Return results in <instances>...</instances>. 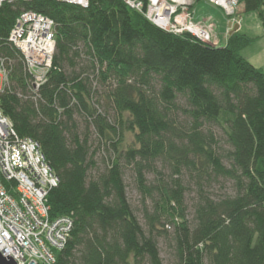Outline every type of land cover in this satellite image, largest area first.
Segmentation results:
<instances>
[{
  "label": "trees",
  "instance_id": "1",
  "mask_svg": "<svg viewBox=\"0 0 264 264\" xmlns=\"http://www.w3.org/2000/svg\"><path fill=\"white\" fill-rule=\"evenodd\" d=\"M238 4L264 27V0ZM24 12L55 23L52 66L38 90L9 42ZM254 41L237 32L220 47L176 35L124 0L0 7V59L9 70L0 107L20 138L39 145L58 178L48 197L51 219L73 221L56 264H165L162 239L172 264H264V70L241 53ZM125 131L133 134L131 145ZM102 146L104 168L95 160ZM158 165L170 171L171 187L160 189L151 212L145 202L157 187L147 174H159ZM127 168L143 197L146 227L128 198ZM182 177L197 190L192 221ZM222 182L233 194L213 197L210 190Z\"/></svg>",
  "mask_w": 264,
  "mask_h": 264
},
{
  "label": "built area",
  "instance_id": "2",
  "mask_svg": "<svg viewBox=\"0 0 264 264\" xmlns=\"http://www.w3.org/2000/svg\"><path fill=\"white\" fill-rule=\"evenodd\" d=\"M32 0H0L5 3ZM88 7L89 0H57ZM132 10L156 27L180 35L189 33L202 42L220 46L212 25L194 20L193 6L205 2L219 8L240 24L238 0H124ZM9 42L25 60L35 90L45 82L55 53V23L34 12L22 13ZM0 94L8 84L9 70L0 59ZM58 178L47 164L39 145L20 138L0 107V253L16 264H56V254L70 239V217L51 219L48 197Z\"/></svg>",
  "mask_w": 264,
  "mask_h": 264
},
{
  "label": "rangeland",
  "instance_id": "3",
  "mask_svg": "<svg viewBox=\"0 0 264 264\" xmlns=\"http://www.w3.org/2000/svg\"><path fill=\"white\" fill-rule=\"evenodd\" d=\"M238 14L244 21L250 20V19H258L257 15L254 13H245L244 6L239 5L238 7ZM214 28V27H213ZM215 32V30H214ZM218 33V34H217ZM217 36L222 38L224 37L223 33H220L217 31ZM220 47H225V43L223 42ZM254 49V48H252ZM0 88H1V79H0ZM103 106V107H102ZM101 106V111H106L107 115L109 117V121L112 124L118 123V116L115 115V113L112 111V109L108 105L102 104ZM80 129H84V125L81 122V119L78 117L77 118ZM125 144L131 145L133 143V134L130 133L129 131H125ZM91 144L93 145L92 150H97L99 147V141L95 133L92 134V140ZM223 148L226 150L228 149L227 145L222 144ZM108 159V152L106 151V148L102 146L100 148V151L97 153L95 160L98 162V165L100 167H103L102 165V160ZM158 171L159 174L157 175H152V174H147V179L150 184L153 186L157 187V190L155 192V195L153 196V199L147 198L145 205L148 207L149 211L153 212L154 211V204L157 203L160 200V189L167 186L171 187V174L169 170H166L164 168H161L160 165H158ZM125 183L127 185V194L128 198L131 202V205L134 209V212L136 216L138 217L140 223L143 225V227H146V220L143 217V197L137 192L136 187H135V182L133 178V173L131 169H126L125 170ZM183 185L187 187V192L185 193L184 196V205L186 207V214H187V219L188 221H192L193 218V211H194V204L197 201V190L195 186H193L192 183L189 182V180L185 177L181 178ZM210 194L213 197H218V196H223V195H232L233 194V187L230 183L228 182H222V184H217L214 185L213 188L210 190ZM170 233L172 231H169ZM159 246L161 249V254L162 258L164 259L165 264H172L173 263V251L171 248L168 247L167 243L162 239L159 240Z\"/></svg>",
  "mask_w": 264,
  "mask_h": 264
},
{
  "label": "crops",
  "instance_id": "4",
  "mask_svg": "<svg viewBox=\"0 0 264 264\" xmlns=\"http://www.w3.org/2000/svg\"><path fill=\"white\" fill-rule=\"evenodd\" d=\"M192 12L194 13V20L196 22H204L208 25H212L215 34L217 31L224 34L222 38L217 36L220 40V45L223 42L226 45L234 29H237L235 33L240 32L247 37L255 39V41L241 53L242 56L254 66L264 70V27L259 18L244 21L241 17L242 21L238 24L234 22L233 19L228 18L219 8L205 2H197L192 8Z\"/></svg>",
  "mask_w": 264,
  "mask_h": 264
},
{
  "label": "water",
  "instance_id": "5",
  "mask_svg": "<svg viewBox=\"0 0 264 264\" xmlns=\"http://www.w3.org/2000/svg\"><path fill=\"white\" fill-rule=\"evenodd\" d=\"M237 31V29H234V31L231 33V36ZM0 264H16V262L10 257H3L0 253Z\"/></svg>",
  "mask_w": 264,
  "mask_h": 264
}]
</instances>
